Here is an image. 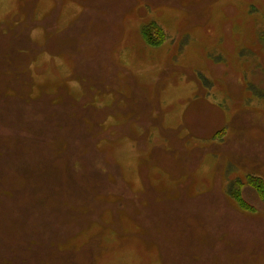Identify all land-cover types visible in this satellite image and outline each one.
Returning a JSON list of instances; mask_svg holds the SVG:
<instances>
[{
    "label": "rangeland",
    "instance_id": "374dc122",
    "mask_svg": "<svg viewBox=\"0 0 264 264\" xmlns=\"http://www.w3.org/2000/svg\"><path fill=\"white\" fill-rule=\"evenodd\" d=\"M258 33L264 0H0V264H264Z\"/></svg>",
    "mask_w": 264,
    "mask_h": 264
},
{
    "label": "trees",
    "instance_id": "16d2710c",
    "mask_svg": "<svg viewBox=\"0 0 264 264\" xmlns=\"http://www.w3.org/2000/svg\"><path fill=\"white\" fill-rule=\"evenodd\" d=\"M150 27H151V24L145 25L143 28V31H144L143 34H144V37L146 36V40L152 44V40H153V37L151 36L152 33H149V31H148V29H150ZM258 36L260 37L261 42L263 41L262 43H264V33H258ZM251 175L253 176V174H251ZM244 182L251 184V186H253L257 190L264 192V178H262L261 176H257L256 180H253L252 177H247V179ZM228 186L230 187L228 193L233 196V188L234 187L231 184H229Z\"/></svg>",
    "mask_w": 264,
    "mask_h": 264
}]
</instances>
